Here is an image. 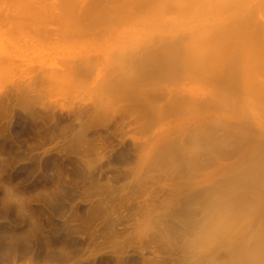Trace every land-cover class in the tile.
I'll return each instance as SVG.
<instances>
[{"label": "rangeland", "instance_id": "obj_1", "mask_svg": "<svg viewBox=\"0 0 264 264\" xmlns=\"http://www.w3.org/2000/svg\"><path fill=\"white\" fill-rule=\"evenodd\" d=\"M6 1L0 264H264V199L230 221L228 210H213L208 193L233 177L227 165L240 164L225 146L236 138L227 133V117L244 118L256 107L254 99L239 101L229 84L210 85L202 73L209 67L192 62L229 34L118 33L129 25L111 17L87 20L82 33H42L37 21L38 33L27 26L17 33L21 15ZM42 1L44 9L60 0ZM48 21L46 31L59 29ZM183 52L192 53L185 66L167 68L164 62ZM181 90L192 99L165 106L155 119L151 106ZM204 121L211 135L225 134L216 141L221 152L208 151L203 136L192 133ZM165 145L171 156H163Z\"/></svg>", "mask_w": 264, "mask_h": 264}, {"label": "bare ground", "instance_id": "obj_2", "mask_svg": "<svg viewBox=\"0 0 264 264\" xmlns=\"http://www.w3.org/2000/svg\"><path fill=\"white\" fill-rule=\"evenodd\" d=\"M1 1L2 0H0V2ZM7 1H11L15 6H13V8L21 15L20 17L18 16L19 18L16 20L15 31L17 33H20V30L23 32L22 29L25 26L32 29L31 32H29L28 28L27 33H38L37 27L34 26L32 28L36 21L39 24L37 25L40 26L39 29L43 28L45 30V32L44 30H42L43 32L40 31L42 33H82L85 31V28H87V20L95 21L104 19L105 17H111L114 19L113 22H123L129 25L128 29L130 30H123L118 33H214L222 36L231 35L230 39L228 35L229 37L227 36L225 39L216 40L214 43L216 49L213 52L205 49L199 50L198 52L204 55L202 54L203 56L198 58L193 57L194 61L192 60V62L201 65L200 68H204V66L209 67L208 69H204V71L209 74L202 73L207 77L206 79L213 83L210 85L217 86V83H222L218 85L225 86V84H229L230 92L238 97L240 99L239 101H246V98L254 99L256 107L255 109L253 108L254 111L250 110L253 112H250L244 118L241 117L242 114L240 113H237L235 117H227L226 120H228L229 123H226L224 126L228 134L234 131L236 133V138L233 137V140H230L231 143L227 142L228 145L225 146L227 148L228 146L230 147L228 149H231V153L240 156V164L234 165L233 163L227 165L224 172H231L234 170L235 174L233 177L228 178V180L224 179L225 181H221L214 190L211 191V189H209L208 193L213 195L211 196L213 199L211 200L213 210H215V212L217 211V213H225V211L228 210L230 212V218L233 217V219L236 214L237 216L239 214L241 216L243 211H247L251 207L255 209L259 207L262 198L264 199V0H63L62 3L60 0L59 2L53 1V3H50L47 7L49 11L45 8L46 6L44 9L40 6V4L44 2L42 0H39V2L38 0ZM7 1L4 5L9 4H7ZM37 3L40 7L37 6ZM56 7H59V9L61 8L60 10L63 9L62 13L58 11L53 13ZM40 10L41 13H44L43 17L41 16L43 13L41 14ZM43 10H47L45 12H48V15ZM13 11L16 12L15 10ZM50 15H52V17ZM53 15L55 17H53ZM47 21L48 24L57 22L58 25L59 23V29L53 28L49 29L51 31H46L48 27L41 26H45ZM186 53L187 52H183V54L176 53L174 58L169 57L170 59L165 61L164 64L167 68L179 69L183 67V65L185 66L188 61L187 59H190L189 56L192 54L189 52L188 54ZM80 63H82V61ZM177 93H179V95L175 96V93L173 95L174 97H171L172 94L170 95V98L166 101V105L164 103L159 106L154 105L155 107L151 106V113H153L154 117L155 115H157V117L162 115V113L166 111L167 107L165 106H172V104L178 105V103L192 99L182 90ZM162 97L165 98L166 96ZM146 105H149V101ZM153 108H155V110H153ZM138 118L140 117L138 116ZM213 123L214 125L220 124L218 120H214ZM209 128V122L204 121L194 129L192 133L203 136V138H201L204 139L209 146H206V148H209L208 151L218 152L221 150V145H217L216 141L224 139L225 134L223 133L221 136L211 135V133L207 132L208 130L211 131ZM251 132L258 135L255 140L250 136ZM174 141L176 143L175 139ZM174 141L172 140L173 144ZM172 142H170L168 146H170ZM226 147H223L225 151H222L227 153L230 152L228 149V151H226ZM166 150L167 147L166 149L164 148L163 156H165L167 152L169 153L167 155L171 154V149L169 151ZM212 156L215 157L217 155L214 156V154H210V157ZM88 169H90V167ZM224 197H229L231 200L224 201L223 199H226ZM176 203L179 204L180 202ZM254 216L249 219L252 221L256 217ZM230 218L228 219L231 221L232 218ZM222 224L227 225L226 220L225 223L224 221L221 223V226ZM226 225L224 226L226 227ZM231 225H229V227ZM224 226L221 227L222 230L218 227L220 231H218L217 234L224 231ZM259 241L260 239L257 240L258 243ZM260 242L262 243V241ZM236 245L234 246L236 247ZM238 248L241 247L238 246ZM232 249L235 248L233 247ZM234 251L237 253V250ZM245 252L248 254V248ZM254 252L253 250V253ZM246 255L243 256L245 257ZM251 255L253 254L251 253ZM253 256L255 257V255ZM247 257L251 258L250 254L245 258ZM259 258L256 256L254 261ZM30 263L31 262H27V264ZM11 264H14V262Z\"/></svg>", "mask_w": 264, "mask_h": 264}]
</instances>
